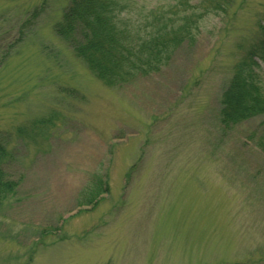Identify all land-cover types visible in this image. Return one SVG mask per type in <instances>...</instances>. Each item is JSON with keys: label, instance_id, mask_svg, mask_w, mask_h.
Segmentation results:
<instances>
[{"label": "rangeland", "instance_id": "obj_1", "mask_svg": "<svg viewBox=\"0 0 264 264\" xmlns=\"http://www.w3.org/2000/svg\"><path fill=\"white\" fill-rule=\"evenodd\" d=\"M43 1L0 0V130L31 132L6 166L20 185L0 207V264H264V151L246 140L260 119L218 120L237 32L257 30L264 0H249L231 34L205 17L193 48L119 88L54 36L68 0H46L23 27ZM94 173L109 191L77 207Z\"/></svg>", "mask_w": 264, "mask_h": 264}, {"label": "trees", "instance_id": "obj_2", "mask_svg": "<svg viewBox=\"0 0 264 264\" xmlns=\"http://www.w3.org/2000/svg\"><path fill=\"white\" fill-rule=\"evenodd\" d=\"M47 3L44 0L35 6L23 27L33 24ZM249 3V0H161L148 6L139 5L136 0H68L52 29L54 36L66 42L73 55L104 87L119 88L159 74L180 49L193 48L207 16L219 17L223 32L226 28V34H231ZM250 19L257 30L246 27L237 32L232 52L237 59L220 93L218 120L223 129H233L259 118L257 129L246 140L254 141V147L264 151V79L257 62L264 61V10L255 12ZM45 117L32 121L30 128L43 131L41 123L49 125L53 115ZM24 130L21 126L17 127V133L0 130V207L16 195L20 185V179L13 178L6 166L17 154L14 138L31 135ZM108 191V175L94 173L76 192L75 204L93 206Z\"/></svg>", "mask_w": 264, "mask_h": 264}]
</instances>
